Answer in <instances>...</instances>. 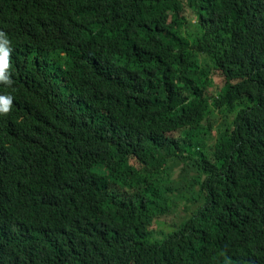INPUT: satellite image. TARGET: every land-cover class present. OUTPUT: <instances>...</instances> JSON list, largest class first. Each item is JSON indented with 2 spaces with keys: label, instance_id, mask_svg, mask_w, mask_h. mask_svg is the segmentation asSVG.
<instances>
[{
  "label": "trees",
  "instance_id": "16d2710c",
  "mask_svg": "<svg viewBox=\"0 0 264 264\" xmlns=\"http://www.w3.org/2000/svg\"><path fill=\"white\" fill-rule=\"evenodd\" d=\"M0 32V264H264V0H0Z\"/></svg>",
  "mask_w": 264,
  "mask_h": 264
},
{
  "label": "clouds",
  "instance_id": "9594fccd",
  "mask_svg": "<svg viewBox=\"0 0 264 264\" xmlns=\"http://www.w3.org/2000/svg\"><path fill=\"white\" fill-rule=\"evenodd\" d=\"M10 41L4 32H0V83L7 86L12 84L8 75L10 68ZM12 107V97L0 95V115H8Z\"/></svg>",
  "mask_w": 264,
  "mask_h": 264
},
{
  "label": "rangeland",
  "instance_id": "374dc122",
  "mask_svg": "<svg viewBox=\"0 0 264 264\" xmlns=\"http://www.w3.org/2000/svg\"><path fill=\"white\" fill-rule=\"evenodd\" d=\"M215 78H216V80H217V82H218V84L217 85H215L213 88H214V90L216 91L219 87H221L222 85H223V83H222V80H221V78L219 77V76H215ZM183 204L180 206V208H179V210H180V215L181 216H185L187 213L184 211V209H183ZM171 221V220H170ZM178 222H180V218L179 219H174V221H173V224H176V223H178ZM171 226V225H170ZM165 227V226H164ZM169 227V226H168ZM168 229H171V228H168Z\"/></svg>",
  "mask_w": 264,
  "mask_h": 264
}]
</instances>
